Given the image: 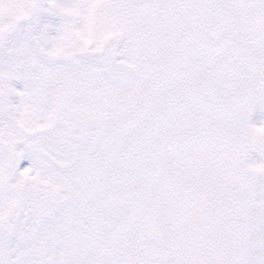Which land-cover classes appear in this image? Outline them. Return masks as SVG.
Listing matches in <instances>:
<instances>
[{
  "label": "snow or ice",
  "instance_id": "obj_1",
  "mask_svg": "<svg viewBox=\"0 0 264 264\" xmlns=\"http://www.w3.org/2000/svg\"><path fill=\"white\" fill-rule=\"evenodd\" d=\"M0 264H264V0H0Z\"/></svg>",
  "mask_w": 264,
  "mask_h": 264
}]
</instances>
